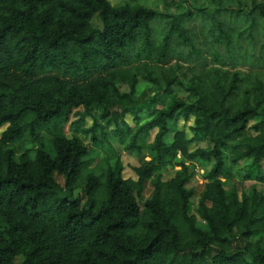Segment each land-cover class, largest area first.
<instances>
[{
	"label": "trees",
	"instance_id": "1",
	"mask_svg": "<svg viewBox=\"0 0 264 264\" xmlns=\"http://www.w3.org/2000/svg\"><path fill=\"white\" fill-rule=\"evenodd\" d=\"M176 5L0 0V264H264V0Z\"/></svg>",
	"mask_w": 264,
	"mask_h": 264
},
{
	"label": "rangeland",
	"instance_id": "2",
	"mask_svg": "<svg viewBox=\"0 0 264 264\" xmlns=\"http://www.w3.org/2000/svg\"><path fill=\"white\" fill-rule=\"evenodd\" d=\"M231 0H221L222 4H225L224 6H228V3ZM112 5H120L124 2H131V3H138V2H142V3H147L148 6L153 5L156 6V8L159 11H166V9H168V12H175L176 9V4L178 2V0H110ZM172 2L174 5H168L167 7L165 6V3H169ZM205 4H207V2H205ZM206 7H208L207 5H205ZM228 13L227 12H222L217 19L218 20H223L224 17L227 18ZM195 25L198 26V21H196L194 23ZM164 26V22L160 21L158 23H156L155 27H157L158 29H161ZM197 28V27H196ZM178 52H182L184 54H187L189 52V49L184 46L183 44L178 45ZM186 72L183 73V76L181 77V79L183 80V82H187L189 80V75L185 74ZM119 88L122 92L127 91V87L126 85L122 84V83H118ZM174 92L179 96V97H184L185 93L183 92V90L179 87V86H174ZM151 92V84L143 81V80H139L138 84L136 86V96L139 97L141 100L146 97L148 94H150ZM161 102H166V100L164 101L163 98L160 99V101H158V104L156 106H161L162 103ZM142 117H140V122L143 123L148 117L147 115L144 113L141 115ZM101 122V121H100ZM125 122L131 127L132 126V117L130 114L125 115ZM88 124H90V121H88ZM192 122H183V121H179L177 126L175 127V130H180L183 131L185 133V135L187 136V138L191 137V133L189 131V128L191 126ZM114 126L111 124L109 125V130L113 129ZM5 130V128H0V134ZM64 133L66 134L67 137L71 136V130L69 128L68 125H66L63 129ZM174 131L171 132V136L174 133ZM155 131L150 132L149 136H148V143H151L153 141L154 135H155ZM171 136L168 138L169 142L171 141ZM45 138L48 140L49 136L46 135ZM99 138H101V140L103 141L102 145H96V146H91L93 149V154H92V158H93V164L92 167H94L96 164H102L104 162L105 159L109 158V156H113L110 159V164L114 165L116 161L119 162L120 166L122 167V176L124 179H132V180H136V175L133 171V168L137 167L140 163V161L142 159L145 160H149L148 157H146V155H142V156H136L134 154H131L129 152H127L124 147L122 145H120L117 142L112 141L111 144H107L105 142V140L100 136ZM86 144H90L89 140L86 139L85 140ZM202 145H205L202 144ZM28 147H30V144L26 145ZM177 168H173V167H165L162 170V174H164V176L166 178L170 177L173 173L174 170H176ZM203 171L201 169L198 170V175L196 176L195 180L190 184V187H193L196 189V191L200 192L202 189V180L200 178V175ZM56 180L62 184V179L60 177H57ZM257 188L260 189L262 191H264V186L262 184H256L255 182H245L244 183V188L249 191L252 188ZM78 192L79 190H77L74 193V197L78 196ZM152 192V187L150 185V183L146 184V189L145 192L143 194V199L142 201H140V203L142 204L151 194ZM194 205L196 204V199L193 200ZM196 207V206H194Z\"/></svg>",
	"mask_w": 264,
	"mask_h": 264
}]
</instances>
